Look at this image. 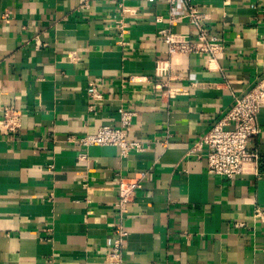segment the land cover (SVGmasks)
Instances as JSON below:
<instances>
[{
  "label": "crops",
  "instance_id": "crops-1",
  "mask_svg": "<svg viewBox=\"0 0 264 264\" xmlns=\"http://www.w3.org/2000/svg\"><path fill=\"white\" fill-rule=\"evenodd\" d=\"M192 1L224 43L211 68L168 53L162 28L196 30L170 23L167 0H0V107L24 110L17 133L0 130V264H110L117 185L139 173L121 264H264V108L249 142L259 159L241 174H210L205 149L192 153L264 81V0ZM160 82L180 92L161 96ZM120 107L137 112L129 135L143 150L69 140L117 126Z\"/></svg>",
  "mask_w": 264,
  "mask_h": 264
},
{
  "label": "built area",
  "instance_id": "built-area-1",
  "mask_svg": "<svg viewBox=\"0 0 264 264\" xmlns=\"http://www.w3.org/2000/svg\"><path fill=\"white\" fill-rule=\"evenodd\" d=\"M92 0H83L81 8H88ZM123 1V0H119ZM155 2L156 0H149ZM185 10L176 13L175 7L178 0H167L169 5L170 23L177 20H187L195 27V34L175 32L172 27L162 28L159 33L168 46V53H194L207 57L208 67L211 68L219 54L224 51L221 37L212 32L208 27L209 15L193 3L192 0H182ZM162 20L161 17H158ZM121 35L125 32V23L117 22ZM147 78L130 75V83L144 82ZM96 82H91L90 94L93 100L103 99V94L97 89ZM157 88H164L161 96L169 94L174 96L179 89L171 88L167 82L156 84ZM93 107V103L90 108ZM264 108V81H258L246 91L235 96L231 107L214 123L196 142L192 153L205 149L207 172L233 178L243 172L248 162H256L259 154L249 147L250 140L260 133L259 115ZM2 119L0 130L4 134L13 135L22 126L24 110L12 104L0 107ZM120 122L117 126L102 125L95 132L86 133L79 137L71 136L69 140L75 141L83 147L92 145L117 146L121 155L127 156L132 151H141L144 146L140 140L129 135V127L137 112L131 108L120 107ZM144 174L139 173L133 178H121L117 185V199L115 206L119 221L113 228V243L105 256L110 264H121L129 230L124 225V218L129 213L131 205L135 203L136 192L142 187ZM254 216L264 218V211L260 207L254 209ZM243 225V224H242Z\"/></svg>",
  "mask_w": 264,
  "mask_h": 264
}]
</instances>
